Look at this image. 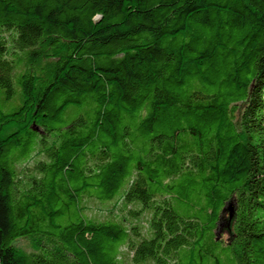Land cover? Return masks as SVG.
<instances>
[{
    "label": "trees",
    "instance_id": "16d2710c",
    "mask_svg": "<svg viewBox=\"0 0 264 264\" xmlns=\"http://www.w3.org/2000/svg\"><path fill=\"white\" fill-rule=\"evenodd\" d=\"M0 264H264V0H0Z\"/></svg>",
    "mask_w": 264,
    "mask_h": 264
},
{
    "label": "rangeland",
    "instance_id": "374dc122",
    "mask_svg": "<svg viewBox=\"0 0 264 264\" xmlns=\"http://www.w3.org/2000/svg\"><path fill=\"white\" fill-rule=\"evenodd\" d=\"M89 209H88L86 214H87V216H90V217H102V216H105L103 213L107 212L106 210L105 211L102 210L103 209L102 206H99V208H98V207H96L94 205H90ZM225 237H226V235H225ZM16 246H18L19 248H22L23 250H25L27 252H31L32 251L30 243L27 240H25V239L18 240L16 242Z\"/></svg>",
    "mask_w": 264,
    "mask_h": 264
},
{
    "label": "water",
    "instance_id": "95a60500",
    "mask_svg": "<svg viewBox=\"0 0 264 264\" xmlns=\"http://www.w3.org/2000/svg\"><path fill=\"white\" fill-rule=\"evenodd\" d=\"M230 210L232 211L231 207H230Z\"/></svg>",
    "mask_w": 264,
    "mask_h": 264
}]
</instances>
